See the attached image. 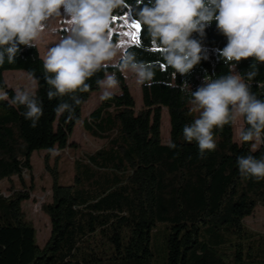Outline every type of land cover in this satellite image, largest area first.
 Masks as SVG:
<instances>
[{
    "label": "trees",
    "instance_id": "1",
    "mask_svg": "<svg viewBox=\"0 0 264 264\" xmlns=\"http://www.w3.org/2000/svg\"><path fill=\"white\" fill-rule=\"evenodd\" d=\"M145 3L125 0L113 13L116 24H123L125 17L138 22ZM119 38L112 34L110 39L118 44ZM139 38L138 45L133 43L122 53L152 66L153 83L140 85L142 106L136 109L118 65L106 70L115 73L120 93L100 101L83 125L86 135L105 145L73 161L71 185L53 179L51 200L41 207L50 221V236L42 247L21 206L34 191L32 179H24L32 173L31 156L44 151L47 161L53 153L49 149L64 151L73 145L68 137L84 103L100 90L96 81L105 73L86 82L90 90L77 93L81 102L75 105L67 95L47 98L37 45L21 46L15 62L0 65V92L8 96L0 100V184L7 183L8 191L6 195L0 189V264H264V233L244 223L257 206L264 208V180L243 179L236 163L240 155L264 156V144L235 142L232 123L214 129L216 148L203 159L196 142L183 139V127L198 117L191 111V93L204 79L229 72L218 51L226 38L215 22L202 38L193 33L207 59L185 75L163 62L160 48L151 44L143 26ZM252 64H258V75L245 82L264 99V63L242 60L235 72L243 76ZM8 70H23L39 79L43 116L35 128L21 115L25 109L10 103L15 91L3 78ZM62 103L73 108L70 118L67 111H55ZM163 110L169 117L167 143L160 132ZM170 142L176 148H170Z\"/></svg>",
    "mask_w": 264,
    "mask_h": 264
},
{
    "label": "clouds",
    "instance_id": "2",
    "mask_svg": "<svg viewBox=\"0 0 264 264\" xmlns=\"http://www.w3.org/2000/svg\"><path fill=\"white\" fill-rule=\"evenodd\" d=\"M124 4L125 0H0V65L5 60L15 62L21 46L35 47L43 34L57 32L54 24L62 23L64 34L47 49L42 60L50 101L67 95L75 105L80 104L76 94L88 92L90 85L86 82L101 71L105 78L96 81L101 89L99 99H111L119 80L114 72L106 70L114 65L120 71L132 72L138 84L151 86L153 67L135 62L131 54L124 55L110 39L113 13ZM137 15L151 44L160 48L163 62L176 74L185 75L201 59H207L200 42L192 38L193 33L202 38L205 29L215 22L217 31L226 38V45L218 51L229 72L204 79L202 86L191 93V111L198 117L182 130L185 142L195 141L198 145L199 158L215 150L214 129L237 118L245 124L239 132L242 143L264 144V99L252 93L245 82L258 75V64H252L243 76L235 72L242 60L253 58L264 63V0H147ZM27 75L31 87L17 88L10 103L23 107L21 115L35 128L43 116L37 95L39 79L33 73ZM7 99V93L0 92V100ZM55 111H67L70 118L73 108L62 103ZM169 147L176 145L170 142ZM49 152L55 154L54 149ZM236 163L243 179L264 180V156L240 155Z\"/></svg>",
    "mask_w": 264,
    "mask_h": 264
},
{
    "label": "rangeland",
    "instance_id": "3",
    "mask_svg": "<svg viewBox=\"0 0 264 264\" xmlns=\"http://www.w3.org/2000/svg\"><path fill=\"white\" fill-rule=\"evenodd\" d=\"M62 17L65 16L63 9H61ZM66 18V17H65ZM133 23L129 18L125 17L123 24L110 25V38L116 32L119 34V45L121 52L128 45L134 42L129 36H125V32L135 33V29L127 26ZM53 27L57 28L55 34L45 33L39 42L36 43L39 54L43 59L49 47L56 44L60 37L64 34V28L61 24H54ZM126 85L134 99L135 108L139 109L142 106L141 86L136 82L135 75L129 71H122ZM3 78L7 87L12 88L14 91L17 88H29L31 82L28 75L23 70H8L3 72ZM100 90L91 94L90 98L84 103L81 108L80 118L72 129L68 137V141L73 145L64 151L55 150V154H51L47 161H45V152H34L31 156L32 173L24 176L25 180L32 179L34 191L28 201L22 203V210L25 214V219L30 221L36 231V243L42 247L50 236V221L49 218L42 212L41 207L44 203L51 200V185L53 179L63 185H71L74 183L75 171L73 161L83 156L91 155L100 150L104 145V141L89 137L84 131V122L88 119V114L94 110L100 103L99 95ZM120 93L119 87L114 91V95ZM161 139L162 142L167 143L169 140V117L166 110L161 114ZM243 127L242 119L237 118L232 121L233 139L239 142V132ZM56 157V163L54 158ZM55 165V166H54ZM57 172L55 176L51 172ZM16 181V179L14 178ZM0 189L2 193L8 194L7 183H1ZM245 225L251 230L259 233H264V208L257 206L251 216L244 220Z\"/></svg>",
    "mask_w": 264,
    "mask_h": 264
},
{
    "label": "snow or ice",
    "instance_id": "4",
    "mask_svg": "<svg viewBox=\"0 0 264 264\" xmlns=\"http://www.w3.org/2000/svg\"><path fill=\"white\" fill-rule=\"evenodd\" d=\"M117 20H118V18L114 17L112 23H116ZM127 26L135 29L136 31H135V33L125 32L124 35L125 36H129L132 39V41L135 42L138 45L139 42H140L139 31H140L141 25L138 22H133V23L127 25ZM113 35H118V34L117 33H113Z\"/></svg>",
    "mask_w": 264,
    "mask_h": 264
},
{
    "label": "crops",
    "instance_id": "5",
    "mask_svg": "<svg viewBox=\"0 0 264 264\" xmlns=\"http://www.w3.org/2000/svg\"><path fill=\"white\" fill-rule=\"evenodd\" d=\"M120 41H118V43H119ZM129 46V45H128ZM125 49V48H124Z\"/></svg>",
    "mask_w": 264,
    "mask_h": 264
},
{
    "label": "built area",
    "instance_id": "6",
    "mask_svg": "<svg viewBox=\"0 0 264 264\" xmlns=\"http://www.w3.org/2000/svg\"><path fill=\"white\" fill-rule=\"evenodd\" d=\"M135 43V42H134Z\"/></svg>",
    "mask_w": 264,
    "mask_h": 264
}]
</instances>
